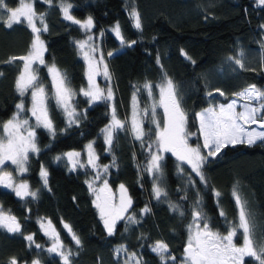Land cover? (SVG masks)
<instances>
[{
    "label": "trees",
    "instance_id": "trees-1",
    "mask_svg": "<svg viewBox=\"0 0 264 264\" xmlns=\"http://www.w3.org/2000/svg\"><path fill=\"white\" fill-rule=\"evenodd\" d=\"M72 3L71 13L80 20L91 16L95 31L105 34V52H112L109 65L116 87L115 108L121 120L131 115L134 86L145 81L159 83L163 73L172 79L182 96V108L188 117V131L194 133L192 140L202 144L195 113L209 107L210 101L218 104L228 101L235 93L249 85L264 86V5L257 0H67ZM37 14H43L47 31L42 32L46 43L45 64L55 65L77 93L73 103L79 117L78 123L68 125L66 115L49 101V114L56 134L51 136L44 129H37V143L41 151L29 154L27 172L22 179L37 198L24 200L16 197L10 189L0 186V208L13 215L21 224L20 233L0 229V264L31 263L39 259L42 264H62L55 254L46 249L51 239L40 228L41 220L50 219L65 247L73 252L71 264H124L126 255H116L115 249L125 246L128 253H136L142 264H161L160 258L151 251L157 240L166 242L175 264H181L188 239V225L197 194L202 198L204 213L214 230L226 234L228 223L219 212L222 209L227 221H235L238 210L232 197L237 187L247 201L248 210L256 226V238L264 240V142L254 145L239 143L229 145L215 158H209L203 171L206 185L201 183L191 168L183 164L184 173L177 171L178 161L168 152L162 161L161 186L168 192L167 199L156 200L151 175L145 171L148 162L147 148L128 131L115 132L111 151L101 136V130L110 121L111 104L98 101L91 105L80 94L87 88L86 62L76 45L84 32L73 22L64 19L61 0L51 5L33 0ZM10 7H17L18 0H7ZM139 12L142 30H137L129 16L132 7ZM38 25L39 22L37 21ZM119 24L126 42L136 41L131 47L121 46L112 27ZM33 34L26 23L12 29L0 24V122H6L16 111L15 105L25 100L30 107V97H20L15 89L22 62L8 63L10 57L26 55ZM186 53L185 55H182ZM243 51L245 67L240 69L229 61ZM159 58V64L157 63ZM190 58V59H189ZM162 66V67H161ZM38 75L52 92V78L45 65H37ZM218 93L208 97L214 89ZM158 95V93H157ZM140 106L150 104L147 93L138 94ZM162 118V109H157ZM25 116L30 113L25 112ZM34 122V118L33 121ZM145 129L153 127L145 122ZM154 139V136L151 137ZM96 141L101 160L110 165L109 184L116 188L123 184L133 199L130 214L137 223L121 220L113 235L109 236L95 206L93 192L89 189V172L84 169L70 171L67 160H55L68 150H83L90 141ZM148 138H145L147 144ZM115 157V166H111ZM41 166L48 172L45 187L40 177ZM191 176L195 186H191ZM215 191L221 193L217 198ZM187 195V199L182 197ZM169 201L179 204L184 211L181 216L169 208ZM149 207L151 211L142 214ZM129 214V215H130ZM67 223L80 239L77 248L64 229ZM33 235L36 244L29 245L24 238ZM242 239L241 234L237 238ZM245 264H256L247 258Z\"/></svg>",
    "mask_w": 264,
    "mask_h": 264
},
{
    "label": "snow or ice",
    "instance_id": "snow-or-ice-1",
    "mask_svg": "<svg viewBox=\"0 0 264 264\" xmlns=\"http://www.w3.org/2000/svg\"><path fill=\"white\" fill-rule=\"evenodd\" d=\"M42 2L51 5L52 0H42ZM18 4L17 7H10L7 0H0V24L12 29L14 25L26 23L33 34L27 54L10 57L8 61V63L17 60L22 62L19 75L15 81V89L22 98L30 93V107L26 109L25 102L21 99L15 105L16 111L12 117L6 122H0V186L10 189L16 197L24 200L28 197L36 199L38 193L37 191H31L27 183H16L12 172L5 170L6 162H10L14 166V171L18 176L22 175L28 170L29 154H38L41 151L37 143V129L42 128L55 137L56 130L49 115V101H55L56 107L66 115L69 126L78 123L82 114L75 109L73 100L77 93L71 88L66 77L56 69L54 64L51 66L45 64L44 53L46 47L41 39V33L47 31L44 15L36 13L33 0H18ZM257 4L264 5V0H257ZM60 7L64 19L79 25L86 34V39L75 42L83 53L88 66V85L86 89H80V94L87 98L89 105L98 101H112V88L102 89L95 79L101 74L110 79V74L103 54L100 53L97 56L98 46L95 45L94 38L90 34L91 29L94 27L92 17L89 16L84 22L75 19L69 13L72 5L66 3L65 0H61ZM129 16L134 27L137 30H142L141 17L134 6L131 8ZM261 27L264 28V25ZM112 31L119 39L121 46L131 47L132 44L136 43L135 40L125 41L118 23ZM261 48L264 50V44L261 45ZM112 55V52L108 53L109 57ZM182 55L186 56V53L182 51ZM262 56H264V51H262ZM228 59L240 69L245 67L243 51L238 56L229 57ZM157 63L159 64V58H157ZM37 64L48 67V72L52 76L51 93L39 78L38 68L34 67ZM141 91L146 92L151 100L150 104H145L143 107L140 106L138 98ZM214 92L220 96L225 95L218 88L207 92L206 95L212 97ZM234 96L235 98L228 103L213 104L210 101L209 107L195 113V118L199 122L198 131L203 138V143L193 147L188 141L190 136L195 134L186 130L188 117L182 108L183 98L172 79L167 76V73H163L159 83L153 84L151 81H145L142 85L134 86L129 118L119 119L116 108L112 105L111 122L101 131L104 133L105 143L109 146L108 151H111L113 133L119 131L130 132L135 140L140 141L142 148H147L149 155L145 171L153 176L152 192L154 198L158 201L162 198L167 199L168 192L160 183L163 176L161 163L164 159L163 153L171 152L176 157L178 173L183 174L184 168L182 165L187 164L191 171L199 177L201 183L206 185L207 182L202 169L209 158L217 157L229 145L234 146L244 143L251 146L258 141L264 142V89L253 84L235 93ZM239 101H242V103H238ZM238 107L239 111L237 110ZM158 108L163 110L162 118L157 112ZM26 111L30 113V116H25ZM33 118L34 122H32ZM145 122L153 127L146 130ZM252 125H256V127H252ZM152 136H154V139L151 138ZM146 137L148 138L147 144L145 143ZM92 147L91 143L87 145L89 149L87 164L97 168L96 160L98 157L95 156ZM63 156L67 158L68 164L71 165L70 171L76 170L77 167H85L84 163L77 159L81 156V153L67 152ZM61 159L62 156L55 157L57 161ZM111 166H115V157H113ZM109 167V165L103 166L104 173H107ZM40 177L46 187L48 172L43 166H41ZM95 179H101L99 171H97ZM188 182L191 186H195L191 176H189ZM86 183L96 195L93 203L99 210L104 228L109 236L114 234L119 220H127L129 224L138 222L134 213L124 215L131 208L132 201L128 197L127 189L123 184L119 186V203L116 204L114 203L115 196L111 192L106 179L103 180L102 187L99 189L93 187V183L90 181H86ZM214 195L219 198L221 193L215 191ZM232 197L238 210L236 220L227 221L224 211L221 209L219 212L220 216L225 217L228 223L226 234H224L214 230L210 225L209 218L203 211L202 198L197 194V199L192 205V221L188 225V239L181 264H245L246 257L252 258L256 264H264V240L256 238V226L248 210L247 201L242 198L237 187L233 188ZM182 198L187 199V195L185 194ZM169 208L174 212H178L181 216L184 215V211L179 204L169 201ZM150 211L151 209L145 206L141 213L146 214ZM39 223L40 228L44 230V234L49 236L52 241L51 246L46 251L49 254L57 255L62 264H71L73 252L65 247L60 240L59 233L56 232L51 221H48L47 229L43 222ZM63 227L78 248L81 242L71 226L64 223ZM0 229H6L9 233H20L21 224L15 216L0 208ZM238 234L243 237V244L240 246L235 243ZM24 238L30 246L35 244L36 249H42V245L35 243L33 235H27ZM114 251L117 256L121 253L126 255L124 264H142V259L136 253H128L127 248L123 245L117 247ZM151 251L160 258L161 264H175L176 257L171 255L166 242L157 240L151 245ZM9 264H18L17 259L13 257ZM32 264H40V260H33Z\"/></svg>",
    "mask_w": 264,
    "mask_h": 264
},
{
    "label": "rangeland",
    "instance_id": "rangeland-1",
    "mask_svg": "<svg viewBox=\"0 0 264 264\" xmlns=\"http://www.w3.org/2000/svg\"><path fill=\"white\" fill-rule=\"evenodd\" d=\"M65 2L66 3H70L69 1H67V0H65ZM60 4H61V2H60ZM71 5H72V3H70ZM19 6V5H18ZM73 6V5H72ZM72 9V8H71ZM71 9L69 10V13H70V15H72V13H71ZM73 16V15H72ZM74 17V16H73ZM75 18V17H74ZM75 19H77V18H75ZM93 19V18H92ZM77 20H80V19H77ZM87 19H84V20H80L81 22H84V21H86ZM72 22V21H71ZM93 22H94V27L91 29V35L93 36V38H94V43H95V45H97L98 46V52H97V56H99V54L100 53H102L103 54V56H104V60H105V62L107 63V66H108V71H109V74H110V79H107V78H105L102 74L101 75H99V76H97L95 79H96V83L97 84H99V86L102 88V89H107V87H111L112 88V90H113V100L112 101H109L108 103H110L111 104V109H112V105H114L115 106V97H116V94H117V92H116V87H115V80H114V77H113V73H112V71H111V68H110V65H109V56H108V53L109 52H105V49H104V43H105V34L102 32V31H99V32H96L95 31V26H96V23H95V21H94V19H93ZM38 24V23H37ZM75 25H77V24H75ZM39 26V25H38ZM79 28H80V26L79 25H77ZM114 28V26L112 27V29ZM81 29V28H80ZM82 30V29H81ZM83 32H84V30H82ZM41 39L44 41V39H43V36H42V34H41ZM84 39H86V34H85V32H84V36L80 39V40H84ZM44 43H45V41H44ZM45 47H46V43H45ZM80 52H81V50H80ZM45 55H46V51H45V53H44V60H45ZM81 55L83 56V53L81 52ZM84 58V57H83ZM85 60V59H84ZM86 62V61H85ZM46 63V62H45ZM38 65V64H37ZM37 65H34V67H36ZM48 66H51V64H49ZM56 67V66H55ZM86 68H87V71H88V66H87V62H86ZM56 69H58L57 67H56ZM59 70V69H58ZM102 66H101V72H102ZM59 72L61 73V71L59 70ZM62 74V73H61ZM51 76V75H50ZM51 78H52V76H51ZM257 87H259V88H261V89H264V86H257ZM29 97H30V93H29ZM235 98V96H233V97H231L228 101H226V102H222V103H228V102H230L232 99H234ZM24 100V99H23ZM24 102H25V100H24ZM238 103H242V101H239ZM218 104H220V103H218ZM205 109V108H204ZM203 110V109H202ZM202 110H200V111H202ZM237 110L239 111L240 109H239V107L237 108ZM199 111V112H200ZM116 114H117V111H116ZM50 115V114H49ZM117 117H118V114H117ZM130 117V116H129ZM119 118V117H118ZM119 119H121V118H119ZM110 122H111V111H110V121L108 122V124H106L105 126H104V128L107 126V125H109L110 124ZM252 127H256V125H252ZM103 128V129H104ZM186 130L188 131V123H187V128H186ZM189 132V131H188ZM101 136H102V138L104 139V141H105V137H104V133H102L101 132ZM114 136H115V132L113 133V141H114ZM195 138V136L194 135H192V136H190V138H189V144H191L193 147H195L197 144H195V143H193L192 142V140ZM203 139V138H202ZM96 141H94V140H92V141H90L88 144H92V151L94 152V154H95V156L96 157H98V159L96 160V164H97V168H93V167H91V166H89L88 164H87V159H88V151H89V149L87 148V145H86V147H85V149H83V150H68V151H66L65 153H67V152H79V153H81V156L80 157H78L77 159H79L82 163H84V165H85V167H77L76 168V170L77 169H84V170H86V171H88L89 172V179H88V181H90V182H92L93 183V187H95V188H97V189H99L100 187H102V184H103V180L104 179H106L107 180V182H108V186H109V188L111 189V192L114 194V196H115V200H114V203H116V204H118L119 203V196H120V191H119V186L121 185H119V186H117L116 188H114V187H112L110 184H109V179H108V175H109V170H110V167L108 168V171H107V173H104V170H103V166L104 165H109V164H107V163H104V162H102V160H101V157H100V154H99V152H98V150H97V148H96V143H95ZM113 144V143H112ZM106 146H107V153H109L110 151H108V145L106 144ZM112 147V146H111ZM168 153V152H167ZM167 153H163V156H164V158H165V156H166V154ZM171 153V152H170ZM62 156V158H64V159H66L67 160V158L66 157H64L63 155H61ZM162 163V162H161ZM70 165V164H69ZM187 165V164H186ZM110 166V165H109ZM5 170L6 171H11L12 172V174H13V177L15 178V182L16 183H27L28 184V182L27 181H25V180H23L22 179V176L26 173H23L22 175H17V173L14 171V166L13 165H11V163L10 162H6V164H5ZM182 167H183V165H182ZM70 168H71V165H70ZM204 169H202V171H203ZM97 171H99V173H100V176H101V179H95V177H96V175H97ZM203 174H204V171H203ZM151 175V174H150ZM151 177H152V180H153V176L151 175ZM161 180H162V178H161ZM161 180H160V183H161ZM29 185V184H28ZM126 188V187H125ZM127 189V188H126ZM103 195V194H102ZM127 195H128V197H130L131 198V201H132V205H131V208H129V210H128V212L127 213H125L124 215L125 216H127V215H129L130 213H131V211H132V207H133V199H132V197H131V195H130V193H129V191H128V189H127ZM93 196H94V200L96 199V195L93 193ZM98 210V209H97ZM98 213H99V210H98ZM100 215V214H99ZM48 221H51L50 219H43V220H41V222H43L44 224H45V228L47 229V227H48ZM121 220H119V221H117V224L120 222ZM51 224H52V226L55 228V226H54V224L51 222ZM116 224V225H117ZM55 230H56V228H55ZM43 232H44V230H42ZM56 232H58L57 230H56ZM239 235L240 234H238L237 235V237L235 238V243L238 245V246H240V245H242L243 244V237H242V239L241 240H239L238 241V237H239ZM242 236V235H241ZM248 257H246L245 258V260L247 259ZM18 264H32V262L31 263H27V262H19ZM40 264H42L41 262H40Z\"/></svg>",
    "mask_w": 264,
    "mask_h": 264
}]
</instances>
